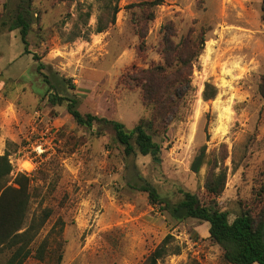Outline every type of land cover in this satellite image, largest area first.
I'll use <instances>...</instances> for the list:
<instances>
[{"label": "rangeland", "instance_id": "rangeland-1", "mask_svg": "<svg viewBox=\"0 0 264 264\" xmlns=\"http://www.w3.org/2000/svg\"><path fill=\"white\" fill-rule=\"evenodd\" d=\"M153 1L119 0L115 24L94 34L86 31L95 28L98 0H31L30 54H23L18 30L8 29L15 0H0V156L7 154L12 178L31 181L24 227L48 215L33 244L44 242L43 259L24 264H57L58 256V264H143L166 236L157 264H227L207 223L172 220L139 190L144 182L172 202L178 188L213 201L230 222L249 207L264 212L261 0ZM180 55L188 65L176 63ZM178 68L176 114L156 129L154 156H126L110 128L77 125L65 102H48L42 77L61 80L59 95L76 98L81 114L129 131L150 117L145 98L156 73L174 89ZM206 84L216 91L209 100ZM202 148L205 164L193 173ZM209 170L226 177L218 197L205 190Z\"/></svg>", "mask_w": 264, "mask_h": 264}, {"label": "trees", "instance_id": "trees-1", "mask_svg": "<svg viewBox=\"0 0 264 264\" xmlns=\"http://www.w3.org/2000/svg\"><path fill=\"white\" fill-rule=\"evenodd\" d=\"M161 0L150 2V6H155ZM98 14L96 15L95 28L87 30L94 34H99L113 26L116 21V14L119 11V0H98ZM261 21L264 23V0H261ZM31 0H15L13 15L8 27L9 31L18 30L19 37L23 43V54H30L27 46V36L31 30ZM89 14H86V22ZM79 36V32L73 35ZM203 44V43H202ZM182 55V53H181ZM178 56L176 63L180 66L188 65L185 56ZM33 60L39 58L33 55ZM44 65L39 64L37 71L40 73ZM153 73V72H152ZM179 75L172 82L174 89L169 84L168 76L158 75V82L147 92L145 103L150 108V117L140 119L139 122L129 131L124 125L115 120H109L81 114L77 109L76 98H65L58 93L61 80H56L52 84L48 76L42 74L44 82L48 86V102L52 105L66 104V111L74 122L83 127L91 128L95 123L110 128L116 141L123 147L124 154L130 156L135 152L142 156L156 155L160 149V143L155 139L159 138L156 129L165 127L173 119L176 111H173L176 101L179 99V91L182 88L180 75L181 68L175 70ZM172 75V74H171ZM174 76V75H172ZM260 93L264 98V78L260 83ZM216 94L215 89L206 84L203 90V99H212ZM159 123L158 126L156 124ZM205 151L202 148L193 158L190 170L198 173L205 164ZM12 166L8 161L7 154L0 156V264H24L30 257L34 256L39 260L43 259L44 242H40L35 249L33 244L39 231L48 218L45 214L43 218H31L28 225L24 227L26 212L31 198V181L23 174L17 173L12 178ZM226 177L223 173H215L209 170L205 181L206 192L218 197L225 187ZM139 190L147 193L152 205H163V210L167 212L174 221L181 222L186 219H196L208 224V235L211 242L219 246L222 250L223 259L227 264H264V212H253L249 207L237 215L231 222L228 220L227 212L219 209L216 203L210 201L202 203L199 198L188 191L180 188L177 193L180 198L172 202L169 197L158 192L151 184L144 182ZM258 198L264 199V190L258 194ZM170 236H166L155 250L146 258L143 264H157V261L168 250L167 245ZM173 253H178L175 246ZM34 250V251H33ZM51 249L47 252L50 254ZM60 262V256L57 258Z\"/></svg>", "mask_w": 264, "mask_h": 264}]
</instances>
